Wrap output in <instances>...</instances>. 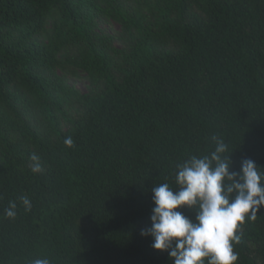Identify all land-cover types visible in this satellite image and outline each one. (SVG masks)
Wrapping results in <instances>:
<instances>
[{
  "label": "trees",
  "instance_id": "trees-1",
  "mask_svg": "<svg viewBox=\"0 0 264 264\" xmlns=\"http://www.w3.org/2000/svg\"><path fill=\"white\" fill-rule=\"evenodd\" d=\"M213 137L264 168V0H0V264H171L151 189Z\"/></svg>",
  "mask_w": 264,
  "mask_h": 264
},
{
  "label": "clouds",
  "instance_id": "clouds-1",
  "mask_svg": "<svg viewBox=\"0 0 264 264\" xmlns=\"http://www.w3.org/2000/svg\"><path fill=\"white\" fill-rule=\"evenodd\" d=\"M213 150L206 155H191L176 168L173 189L168 183L152 187L150 226L140 230L141 237L151 238V247L167 253L171 264H235L240 243L239 230L255 221L264 210V168L244 157L239 169L234 167L233 152L222 138L213 137ZM65 145L73 146L71 138ZM31 159L39 158L33 154ZM41 170L34 163L33 171ZM25 210L31 202L20 198ZM195 213L192 219L184 214ZM16 203L5 210L15 218ZM30 264H50L47 258H36Z\"/></svg>",
  "mask_w": 264,
  "mask_h": 264
},
{
  "label": "rangeland",
  "instance_id": "rangeland-1",
  "mask_svg": "<svg viewBox=\"0 0 264 264\" xmlns=\"http://www.w3.org/2000/svg\"><path fill=\"white\" fill-rule=\"evenodd\" d=\"M115 29H118L119 30V27L117 25H115ZM77 87L82 92H86L87 91L85 82H78L77 83Z\"/></svg>",
  "mask_w": 264,
  "mask_h": 264
}]
</instances>
